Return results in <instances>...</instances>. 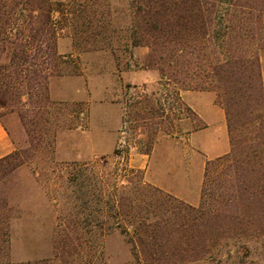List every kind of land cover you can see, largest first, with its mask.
<instances>
[{"label":"trees","instance_id":"trees-1","mask_svg":"<svg viewBox=\"0 0 264 264\" xmlns=\"http://www.w3.org/2000/svg\"><path fill=\"white\" fill-rule=\"evenodd\" d=\"M97 1L0 0V121L18 113L27 126L46 116L50 83L67 61L58 52L61 25L82 20V10ZM129 11L133 45L150 50L147 67L159 71L185 109L182 92L216 94L230 151L206 163L197 207L137 181L131 196L99 197L94 224L103 235L120 230L137 264L223 263L231 247L248 257L242 238L264 237V0H129ZM22 154L0 160V254L9 245L1 187ZM61 238L63 246H77L61 252L76 255V231Z\"/></svg>","mask_w":264,"mask_h":264},{"label":"rangeland","instance_id":"rangeland-1","mask_svg":"<svg viewBox=\"0 0 264 264\" xmlns=\"http://www.w3.org/2000/svg\"><path fill=\"white\" fill-rule=\"evenodd\" d=\"M81 15L82 20L61 25L58 52L67 61L50 83L46 116L27 126L18 113L0 121L12 145L8 155L23 153L21 166L1 187L9 245L0 264H137L120 230L105 228L103 235L95 226L99 197L131 196L133 183L157 187L158 179L164 187L158 188L171 194L165 184L171 179L201 200L206 163L190 142V134L203 126L191 107L194 100L182 92L190 111L185 109L159 71L147 67L150 50L132 42L129 0H99ZM260 56L264 79V51ZM203 93L217 99L214 92ZM131 159L146 163V169L132 168ZM70 220L79 225L72 229ZM74 231L82 245L69 258L62 248L77 246H63L61 237ZM242 239L248 257L231 247L224 249L232 257L223 263L190 264H264V237Z\"/></svg>","mask_w":264,"mask_h":264},{"label":"crops","instance_id":"crops-1","mask_svg":"<svg viewBox=\"0 0 264 264\" xmlns=\"http://www.w3.org/2000/svg\"><path fill=\"white\" fill-rule=\"evenodd\" d=\"M187 92L188 98L194 100L191 103V107L203 123L202 127L190 134L191 144L203 153L205 163L226 155L230 151V140L228 127L225 124L226 115L224 110L216 104L214 95L210 93ZM203 100H206V102ZM11 146L7 132L0 123V158L11 152ZM131 167L138 170H145L146 163L141 165L134 159H131ZM152 170V165L150 164L148 174H151ZM170 180L168 179L165 184L168 186L167 190L171 194L187 201V203L193 206L198 205L200 202L198 196L192 197V194L185 190L184 187L178 186L175 183L173 184L172 180L171 182ZM155 185L157 187H163L160 186L159 179L155 182Z\"/></svg>","mask_w":264,"mask_h":264}]
</instances>
